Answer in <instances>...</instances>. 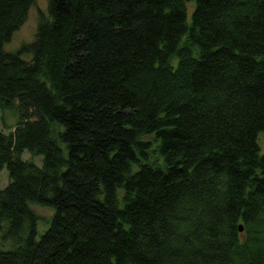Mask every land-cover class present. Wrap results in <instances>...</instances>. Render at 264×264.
I'll return each instance as SVG.
<instances>
[{"label": "trees", "instance_id": "16d2710c", "mask_svg": "<svg viewBox=\"0 0 264 264\" xmlns=\"http://www.w3.org/2000/svg\"><path fill=\"white\" fill-rule=\"evenodd\" d=\"M32 2L0 0V264H264V0H47L5 49Z\"/></svg>", "mask_w": 264, "mask_h": 264}, {"label": "rangeland", "instance_id": "374dc122", "mask_svg": "<svg viewBox=\"0 0 264 264\" xmlns=\"http://www.w3.org/2000/svg\"><path fill=\"white\" fill-rule=\"evenodd\" d=\"M193 3L192 0H187V13L188 17L192 9ZM42 12L43 14L47 13V0H33L32 4L28 8L27 16L24 22L12 33L11 39L9 42L4 44V48L8 50H14L16 47L20 46L22 43L29 42L34 37L35 28L37 24L38 13ZM29 57V55H25ZM17 111L15 108H0V129L7 131L12 129L13 125L17 120ZM258 140L261 143L260 149H263L264 144V135L263 133L258 134ZM63 145V144H62ZM22 156L28 157L26 150L23 151ZM42 155H36L33 160L35 163H41ZM8 181L7 169L4 167L0 170V186H3ZM33 209L43 216H48L51 212V208L41 205V204H32Z\"/></svg>", "mask_w": 264, "mask_h": 264}, {"label": "water", "instance_id": "95a60500", "mask_svg": "<svg viewBox=\"0 0 264 264\" xmlns=\"http://www.w3.org/2000/svg\"><path fill=\"white\" fill-rule=\"evenodd\" d=\"M242 229V226L241 225H239V230H241Z\"/></svg>", "mask_w": 264, "mask_h": 264}, {"label": "bare ground", "instance_id": "6f19581e", "mask_svg": "<svg viewBox=\"0 0 264 264\" xmlns=\"http://www.w3.org/2000/svg\"><path fill=\"white\" fill-rule=\"evenodd\" d=\"M239 225H241V226H242V224H239Z\"/></svg>", "mask_w": 264, "mask_h": 264}]
</instances>
